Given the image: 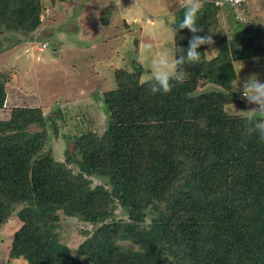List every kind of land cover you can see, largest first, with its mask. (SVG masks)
<instances>
[{"label":"trees","instance_id":"trees-1","mask_svg":"<svg viewBox=\"0 0 264 264\" xmlns=\"http://www.w3.org/2000/svg\"><path fill=\"white\" fill-rule=\"evenodd\" d=\"M245 2L205 0L196 21L204 31L197 34L213 36L223 9ZM44 10L43 0H0V33L33 38ZM183 16L180 8L174 25ZM192 36L188 29L175 32L177 55ZM217 45L211 59L207 50L213 45H202L200 64L185 63L182 82L167 94L154 95L140 84L145 70L139 63L117 68V86L101 94L107 128L99 134L75 125L77 132L64 134L75 149L63 161L51 143L61 136L58 120H66L68 108L47 116L41 106H15L0 120V227L16 212L21 222L10 260L264 264V141L244 115L202 116L191 102V87L227 85L224 75L233 63L263 56L264 44L233 34L221 35ZM6 87L0 67V109ZM96 175L108 182L93 184ZM119 209L127 217L117 218ZM62 215L92 225L81 232L77 256L62 242Z\"/></svg>","mask_w":264,"mask_h":264},{"label":"rangeland","instance_id":"rangeland-1","mask_svg":"<svg viewBox=\"0 0 264 264\" xmlns=\"http://www.w3.org/2000/svg\"><path fill=\"white\" fill-rule=\"evenodd\" d=\"M199 2L203 7L205 0ZM181 3L182 0H118V4L115 0H43L46 12L42 13V23L33 38L15 31L0 33L4 46L0 67L8 94L0 109V120L8 119L15 106H41L47 116L57 114L59 107L68 108L66 120H58L63 125L61 136L51 143L56 159L65 160L66 151L73 152L75 145L64 134L77 132L75 125L99 134L107 128L108 115L101 94L117 86L115 70L133 69L139 63L145 70L142 78L146 79L150 73L145 66V45L150 44L157 54L174 50L173 21ZM232 8L223 9L221 25L213 30L215 43L207 50L208 59L217 54L221 35L239 34L264 44V0H246L243 6ZM256 58L258 62L254 58L234 62L224 75L229 80L227 85L191 87L195 112L202 116L244 115L248 108L255 107L242 99L232 84L238 81L240 69L241 82L253 74L264 81V55ZM193 81H189L190 86ZM72 168L77 170L75 164ZM92 179L93 184L108 182L97 175ZM116 217L125 218L127 212L119 209ZM20 225L16 212L0 227V264H27L23 258L9 259L13 236ZM91 228L87 221L62 215L60 236L74 256L84 239L81 232ZM79 264L91 263L81 257Z\"/></svg>","mask_w":264,"mask_h":264},{"label":"clouds","instance_id":"clouds-1","mask_svg":"<svg viewBox=\"0 0 264 264\" xmlns=\"http://www.w3.org/2000/svg\"><path fill=\"white\" fill-rule=\"evenodd\" d=\"M234 3H239V0H233ZM118 4V0H115ZM181 7L184 9V16L180 23L176 24V31L188 29L193 33L189 40L186 52L181 50L177 55L175 50L164 51L159 54L152 50V46L145 45V66L150 75L145 79L141 78L140 84H147L152 94L170 93L175 87L174 82H182L183 65H199L201 62V52L198 49L202 45H214L215 41L212 34L198 35L203 32V27L197 24V14L202 5L199 0H182ZM46 12V8L44 10ZM43 12V13H44ZM175 23V21H173ZM47 46V42H45ZM44 46V47H46ZM258 62L259 58H254ZM239 70L238 81H233V88L240 92L241 98L246 100L250 105L255 107L248 108L243 116V119L258 132L260 140L264 141V81H261L256 74L248 76L241 82ZM168 261L170 257L163 256Z\"/></svg>","mask_w":264,"mask_h":264},{"label":"built area","instance_id":"built-area-1","mask_svg":"<svg viewBox=\"0 0 264 264\" xmlns=\"http://www.w3.org/2000/svg\"><path fill=\"white\" fill-rule=\"evenodd\" d=\"M244 0H239V3H234L233 0H215V3L217 5H221L224 3H230V4H241V2H243ZM44 46H46V44H44Z\"/></svg>","mask_w":264,"mask_h":264}]
</instances>
